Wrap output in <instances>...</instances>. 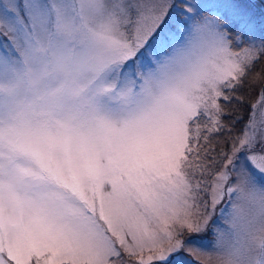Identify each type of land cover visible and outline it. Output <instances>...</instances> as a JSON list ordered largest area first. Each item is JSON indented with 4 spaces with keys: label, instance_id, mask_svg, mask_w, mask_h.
Wrapping results in <instances>:
<instances>
[{
    "label": "snow or ice",
    "instance_id": "obj_1",
    "mask_svg": "<svg viewBox=\"0 0 264 264\" xmlns=\"http://www.w3.org/2000/svg\"><path fill=\"white\" fill-rule=\"evenodd\" d=\"M0 264H264V0H0Z\"/></svg>",
    "mask_w": 264,
    "mask_h": 264
},
{
    "label": "rangeland",
    "instance_id": "obj_2",
    "mask_svg": "<svg viewBox=\"0 0 264 264\" xmlns=\"http://www.w3.org/2000/svg\"><path fill=\"white\" fill-rule=\"evenodd\" d=\"M258 93H259V89L258 88H254L251 91H248V96H245V102L249 103L250 105L256 103L257 99H258ZM247 95V94H245ZM251 111V106L250 109L247 110L243 107H241L240 109V114L243 115L244 119L240 122H238L234 129H233V135L239 134L244 127V122L247 120L248 118V113ZM235 132V133H234ZM214 146L216 147V152L219 153V151L222 149L223 151H228L230 148V145L227 143V135H221L219 137H217L214 141H213Z\"/></svg>",
    "mask_w": 264,
    "mask_h": 264
},
{
    "label": "trees",
    "instance_id": "obj_3",
    "mask_svg": "<svg viewBox=\"0 0 264 264\" xmlns=\"http://www.w3.org/2000/svg\"><path fill=\"white\" fill-rule=\"evenodd\" d=\"M245 94H247V95H245ZM244 95H245V96H248V91H245ZM250 106H251V105H250L249 103H246V102H245V104L243 105V108L249 110V109H250ZM234 133H235V132H234Z\"/></svg>",
    "mask_w": 264,
    "mask_h": 264
}]
</instances>
